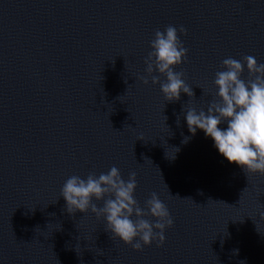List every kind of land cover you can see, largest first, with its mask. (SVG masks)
I'll return each instance as SVG.
<instances>
[{"label": "water", "instance_id": "obj_1", "mask_svg": "<svg viewBox=\"0 0 264 264\" xmlns=\"http://www.w3.org/2000/svg\"><path fill=\"white\" fill-rule=\"evenodd\" d=\"M169 25L194 97L140 79ZM245 56L264 63V0H0V264H264V176L186 121L219 100L222 61ZM113 166L136 173L141 208L152 193L168 208L162 245L134 250L103 216L67 211L70 176Z\"/></svg>", "mask_w": 264, "mask_h": 264}, {"label": "clouds", "instance_id": "obj_2", "mask_svg": "<svg viewBox=\"0 0 264 264\" xmlns=\"http://www.w3.org/2000/svg\"><path fill=\"white\" fill-rule=\"evenodd\" d=\"M179 32L187 34L183 26ZM150 47L152 51L145 58L147 76L140 77L142 82L147 85L150 77L152 84L159 83L167 101L179 100L181 92L194 97L192 88L182 78L184 72L173 70L186 61L188 52L177 28L169 25L164 31L157 29ZM243 61L232 57L222 61L224 70L215 73L213 82L218 89L216 96L219 100H213L206 111L187 110L186 121L190 133L195 135L197 129L202 130L229 163H236L246 173L264 176V63L258 64L253 56H245ZM245 63L249 74L247 80L242 79ZM154 71L165 76L166 80L162 82L158 75H153ZM225 123L226 128L222 129L220 125ZM188 139L185 137V142ZM136 188L135 172L125 180L119 169L113 166L98 177L95 173L88 174L86 178L70 176L60 196L65 199L70 214L91 210L98 218L103 216L107 231L134 250L141 251L142 246L153 241H158V246L162 245L164 231L174 221L156 193H152L145 207L141 208L134 197ZM93 200L103 201V206L98 207ZM146 216L155 219H145Z\"/></svg>", "mask_w": 264, "mask_h": 264}]
</instances>
